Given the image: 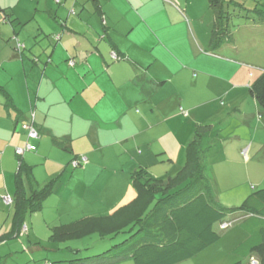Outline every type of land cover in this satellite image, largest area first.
Wrapping results in <instances>:
<instances>
[{
    "label": "crops",
    "instance_id": "obj_1",
    "mask_svg": "<svg viewBox=\"0 0 264 264\" xmlns=\"http://www.w3.org/2000/svg\"><path fill=\"white\" fill-rule=\"evenodd\" d=\"M183 2L0 0V237H24L25 225L33 230L39 254L25 262L49 259L43 241H65L47 236L55 227L90 222L87 234L99 235L141 216L152 200L138 192L133 176L175 177L199 125L236 119L222 157L228 160L217 167H231L243 149L250 160L264 146L255 141L264 108L249 92L264 69V19H237L234 36L215 45L209 1L212 19H196ZM17 4L26 15L11 19L7 12ZM245 51L249 56L240 58ZM255 67L260 70L252 74ZM32 110L40 136L29 140L21 123L31 120ZM28 142L37 149L21 156L19 178L15 149ZM81 157L87 161L74 167L72 160ZM228 171L233 180L235 168ZM49 183L51 193L38 210L24 206L20 226L16 203L6 207L3 195L17 200L21 189L27 199ZM252 192L234 194L241 202ZM33 215L43 228L34 227ZM245 217L226 222L233 226Z\"/></svg>",
    "mask_w": 264,
    "mask_h": 264
},
{
    "label": "trees",
    "instance_id": "obj_2",
    "mask_svg": "<svg viewBox=\"0 0 264 264\" xmlns=\"http://www.w3.org/2000/svg\"><path fill=\"white\" fill-rule=\"evenodd\" d=\"M208 1L215 19L212 40L217 45L230 35L227 24L231 19L229 9L244 4L236 0ZM249 10L264 14L257 7ZM249 92L264 108V70L253 80ZM212 126L205 124L196 127L194 138L187 146L183 169L175 177L165 181L144 180L142 171H138L133 176L134 184L140 194L152 200L151 207L124 227L101 231V238L123 237L105 251L78 258L74 264H113L128 259L135 264H178L216 243L221 238L217 225L238 214L246 216L239 225L247 237L233 249V253L240 258L233 264H253V260L257 264H264V187L254 190L238 205L227 206L219 202L212 166L207 161L209 149L204 147ZM19 157L20 178L24 163ZM79 159L74 158L71 164ZM51 188L52 183H49L40 191H33L27 199H22L23 193L18 189V198L16 201L13 199L12 203L17 205L20 226L24 206L28 212L38 210L51 193ZM91 229L90 222H75L63 229L55 227L51 236L56 237L58 230L62 232L59 235L62 238L69 236L77 240Z\"/></svg>",
    "mask_w": 264,
    "mask_h": 264
},
{
    "label": "rangeland",
    "instance_id": "obj_3",
    "mask_svg": "<svg viewBox=\"0 0 264 264\" xmlns=\"http://www.w3.org/2000/svg\"><path fill=\"white\" fill-rule=\"evenodd\" d=\"M54 1V0H52ZM238 1V0H236ZM239 2H244V5L246 8H242L237 6L229 9L231 12V20L230 22V29L233 30V26L237 25L239 22L237 19H251L255 21H259L260 19H264V14L257 13L254 10L248 11V9H255L256 6L260 8L261 11L264 12V0H239ZM184 5H189V11L190 13H194L193 15L196 16V19H212V13L209 10L208 3L206 0H184ZM178 5V4H177ZM236 8V9H235ZM15 10L7 12V14L10 16L11 19H16V14L21 17V14L26 15V13H23V6L21 4H17L16 7H14ZM235 9V10H234ZM16 11V12H15ZM234 11V12H233ZM2 12V11H0ZM3 13V12H2ZM260 22V21H259ZM258 22H256L257 24ZM230 38L234 36V30L230 33ZM249 56L248 52H244L243 56H240V58H247ZM225 58L226 57H221ZM252 59H254V55L251 56ZM240 63V61H237ZM249 70L252 72V74L256 73V71L260 69L255 68H249ZM264 70V69H263ZM262 72L259 71L258 75ZM257 75V76H258ZM254 80V79H253ZM253 82V81H252ZM223 106V107H222ZM222 108L226 107V102H224V105H221ZM32 114V113H31ZM221 121H216L213 126L211 127L210 136L205 141V149H209L207 153V161L211 164L213 167L212 170V177L216 183V190H217V198L219 202L222 204L227 205L226 203L232 202L236 204H240V200L238 199V196L235 193L237 192H245V191H254L256 189H260L264 187V146L259 145L260 150L257 152L255 151V145H253L252 148V154L251 159L249 160V157L246 156V149H243L241 153H237V155H233L231 157L230 162H228V166L231 167H224V165L217 167V165L224 164L223 161H227L228 158L222 159L224 155H226L225 149L226 146L230 145L232 141L227 138L230 135V132L232 129H235L237 127V124L233 125L234 122H236V119H233L232 117L225 116L223 119H219ZM258 122V121H257ZM259 123V122H258ZM216 125V127L214 126ZM233 125V126H232ZM258 125V124H257ZM229 129V127H231ZM240 129H244V127H240ZM246 129V128H245ZM261 135H258L255 139L256 142H264V127H260V130L258 131ZM259 149V148H258ZM245 150V151H244ZM229 154V153H228ZM244 158V161H243ZM233 161V165H231V161ZM220 172L216 173L215 171ZM235 168L236 174L234 179H231V171H228L225 175L226 169H233ZM233 184V185H232ZM226 186L227 189H224ZM229 186H232L231 188H228ZM227 191V192H226ZM7 205V204H6ZM235 206V205H230ZM8 207V205L6 206ZM9 209V208H7ZM7 212V211H6ZM5 212V214H6ZM33 217V223L34 227L37 226L42 227L41 222L39 221V217ZM31 218V216H30ZM40 219L42 220V216H40ZM232 220L231 218L228 219V221ZM234 224L228 229H221L220 225H217V229L221 234V238L205 249L204 251L200 252L196 256L182 261L178 264H233L234 262L238 261L240 258L233 253V249L247 236H244L242 238V233L244 235L243 230L241 229L239 223L237 221H233ZM29 225V224H28ZM30 227L32 224L29 225ZM24 227L23 235L24 237H21V233L17 238L9 237L10 235H7V240L4 239V236L0 237V264H74V260L87 256V255H94L97 253H100L102 251H105L108 247L112 246L113 242H120V239L123 237V235H119L117 238L111 239L109 237L101 238L99 235H90L85 234L81 236L82 239H75L72 238H65V241L57 244L50 243L49 240L43 241V243H40L43 247H49L51 245L52 251L47 250L45 248H42L44 252H46V256L49 259H37L34 261H24L27 259V256L35 255L36 257H33V259L37 258V255L39 254V249L33 245L34 242L30 240L32 236L35 234L32 230L27 231L25 229L26 225ZM43 228V227H42ZM45 228V227H44ZM46 229V228H45ZM44 233V231H42ZM45 231V233H47ZM3 233V232H2ZM52 233V232H51ZM51 233H48L47 236H51ZM57 235L56 238L59 240H62L60 233L58 230H56ZM239 233H241V236L239 237ZM246 234V233H245ZM3 235V234H1ZM31 241V242H30ZM21 242L25 245H21ZM31 246L28 248V252H24L25 246ZM34 247L35 249H33ZM77 251V252H75ZM32 257H29L30 259ZM70 260V261H69ZM73 260V261H71ZM113 264H135L132 259L123 260L121 262H116Z\"/></svg>",
    "mask_w": 264,
    "mask_h": 264
},
{
    "label": "built area",
    "instance_id": "obj_4",
    "mask_svg": "<svg viewBox=\"0 0 264 264\" xmlns=\"http://www.w3.org/2000/svg\"><path fill=\"white\" fill-rule=\"evenodd\" d=\"M60 1L61 0H56V2H60ZM18 46H20V44ZM112 56L114 59H120L121 58V56L117 55L115 52L112 53ZM69 62L71 65H74V63H75V61L73 59H71ZM31 113H32L31 114V120L23 121L21 123V128L26 131L29 140L30 139H37L40 136L37 124L34 120V116H35L34 110H32ZM36 148H37L36 145L28 142L26 144V146H24V147H16L15 151H16L17 155L23 156L26 151H34V150H36ZM86 161H87L86 157H81L79 160L73 161L72 164L74 167H77V166L85 163ZM2 199H3L4 203L7 205L12 204V202H13V198L10 195H3ZM231 225H232V223L224 222V223L220 224V228L221 229H228ZM252 263L257 264V262L254 260L252 261Z\"/></svg>",
    "mask_w": 264,
    "mask_h": 264
},
{
    "label": "clouds",
    "instance_id": "obj_5",
    "mask_svg": "<svg viewBox=\"0 0 264 264\" xmlns=\"http://www.w3.org/2000/svg\"><path fill=\"white\" fill-rule=\"evenodd\" d=\"M231 226H232V225H231ZM231 226H230V227H231ZM230 227H229V228H230ZM223 230H225V229H223Z\"/></svg>",
    "mask_w": 264,
    "mask_h": 264
}]
</instances>
